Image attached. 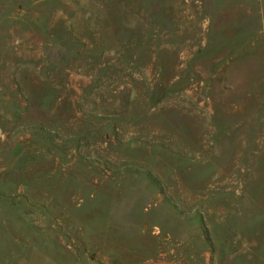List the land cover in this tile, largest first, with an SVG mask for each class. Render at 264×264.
I'll list each match as a JSON object with an SVG mask.
<instances>
[{
    "label": "rangeland",
    "instance_id": "374dc122",
    "mask_svg": "<svg viewBox=\"0 0 264 264\" xmlns=\"http://www.w3.org/2000/svg\"><path fill=\"white\" fill-rule=\"evenodd\" d=\"M0 264H264V0H0Z\"/></svg>",
    "mask_w": 264,
    "mask_h": 264
}]
</instances>
